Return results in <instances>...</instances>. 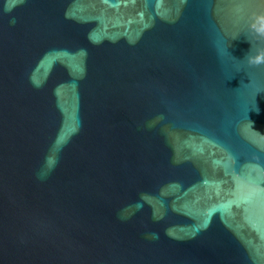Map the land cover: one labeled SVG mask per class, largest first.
Listing matches in <instances>:
<instances>
[{"label":"water","instance_id":"obj_1","mask_svg":"<svg viewBox=\"0 0 264 264\" xmlns=\"http://www.w3.org/2000/svg\"><path fill=\"white\" fill-rule=\"evenodd\" d=\"M0 264H264V0H0Z\"/></svg>","mask_w":264,"mask_h":264},{"label":"clouds","instance_id":"obj_2","mask_svg":"<svg viewBox=\"0 0 264 264\" xmlns=\"http://www.w3.org/2000/svg\"><path fill=\"white\" fill-rule=\"evenodd\" d=\"M14 22V21H13Z\"/></svg>","mask_w":264,"mask_h":264}]
</instances>
